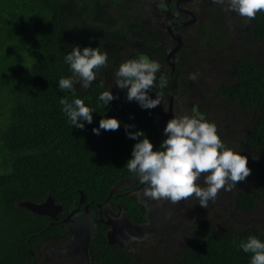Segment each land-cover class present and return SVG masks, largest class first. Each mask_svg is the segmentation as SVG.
Returning <instances> with one entry per match:
<instances>
[{"label": "trees", "instance_id": "trees-1", "mask_svg": "<svg viewBox=\"0 0 264 264\" xmlns=\"http://www.w3.org/2000/svg\"><path fill=\"white\" fill-rule=\"evenodd\" d=\"M207 2L203 11L209 16L195 28L193 44L211 46L212 52L219 49L218 41L224 47L229 44L224 32L227 16L223 6ZM140 5L141 0H0V264H37L35 246L46 239L69 238L73 228L64 218L78 205L80 190L89 206L98 209V204L110 200L120 204L131 223L147 221L146 208L135 197L110 190L120 177L135 176L125 163L136 141L126 135L125 124L134 125L129 131L143 130L154 147L164 138L153 123V108L143 109L136 101L124 104L126 91L120 95L119 108L117 98L102 106L99 93L114 87V79L101 67L90 88L75 85L76 95L96 111L92 123L85 122L80 129L71 126L62 112L60 99L65 95L71 99V93L58 88L59 78L71 74L64 56L76 44L100 45L115 60L137 53L145 56L143 51L163 58L162 50L146 44L155 33L150 35L142 21L131 19L130 10ZM249 25L259 44L254 57L241 55L233 62L230 80L213 86L211 78L191 79L196 73L191 58L176 70L186 90L196 97L192 106L215 122L228 145L248 157L250 175L220 196L225 205L209 202L205 209L194 196L181 201L190 213L212 216L217 227L195 222L183 245L172 248L167 240L161 245L163 250H154L159 258L152 252L141 260L125 248L109 244L105 230L99 228L90 245L96 262L249 264L250 254L238 247L239 241L249 234L264 240V224L260 225V219L264 220V11L257 12ZM117 42H126L131 49L121 51L124 56L114 55ZM184 53L181 50L180 57ZM182 71L186 72L184 78ZM196 82L202 88L191 90L189 85ZM103 115L115 116L119 129L95 134L92 129L99 126ZM48 194L62 205L58 220L22 205L42 202ZM80 206L81 210L84 205ZM231 213L253 214L255 219L242 224Z\"/></svg>", "mask_w": 264, "mask_h": 264}, {"label": "clouds", "instance_id": "clouds-1", "mask_svg": "<svg viewBox=\"0 0 264 264\" xmlns=\"http://www.w3.org/2000/svg\"><path fill=\"white\" fill-rule=\"evenodd\" d=\"M213 3L249 19L264 11V0H213ZM64 62L71 74L59 78L58 88L71 93L72 98L61 97L62 112L71 126L83 129L85 122L92 123V114L96 111L76 95L75 85L79 83L84 89L90 88L98 70L107 66L108 53L100 45L81 47L76 44L66 53ZM160 70V63L147 56L126 58L115 70V86L126 90L128 101H136L143 109L155 108L162 103L163 93L156 91L153 98L150 92L168 84L164 75L158 80ZM190 78L195 80L196 75L191 74ZM111 88L99 93L102 106L118 98ZM119 127L120 121L115 116L103 115L99 126L92 131L99 135L101 130L114 131ZM124 127L126 135L136 141L126 167L146 186L144 194L152 199L178 203L194 196L197 203L207 209L209 201H215L221 189L229 191L250 175L248 157L241 149L228 145L218 134L215 122L199 113L168 119L162 130L164 138L155 149L143 130L129 131L134 127L129 124ZM201 176L203 184L199 182ZM238 247L250 254L249 264H264V240L258 235L249 234L239 241Z\"/></svg>", "mask_w": 264, "mask_h": 264}, {"label": "flooded vegetation", "instance_id": "flooded-vegetation-1", "mask_svg": "<svg viewBox=\"0 0 264 264\" xmlns=\"http://www.w3.org/2000/svg\"><path fill=\"white\" fill-rule=\"evenodd\" d=\"M146 1H148V8L146 7L147 16L144 24L146 25L147 31L150 33V35H152L153 32L155 33V37L152 36L153 39L147 40L146 44L155 51L162 50L163 58L158 59L149 52L146 53L145 51H143V53L145 54V56L160 63L161 70L157 74L158 80L160 75H164L168 80V84L165 88L160 89L159 87H157L156 90L153 89L151 91L154 98L156 96V91L157 92L162 91L163 93L162 103L157 107L161 109L163 119L165 122H167L168 119L174 116V110L177 109L178 110L182 109L181 112L182 114H191L193 112L199 113V110H197L194 106L191 111H188V105L183 101V94H184L183 90H186V88L183 84V81L178 78V72H176L178 65L181 62H183V60L195 58L198 61L197 63L198 68L197 70H195L198 75L196 73L194 74L197 75L198 78L200 77H203L204 79L205 78L208 79V77L211 78L210 79L211 85L214 86L219 81H224L226 79L230 80V77H228V76H232L231 71H229L230 66L233 64V62L236 61V59L240 58L241 55H239L238 52L235 50L234 52H229L227 54L225 51L226 47H224L222 41H218L216 43V45L219 46V49L212 52L209 51L211 46L203 47L200 44L196 46L193 44V41L195 40L193 35L194 31H196L195 28L200 23L205 21L209 16V13L207 11H203V9H205V7H208L207 1H211V0H146ZM185 4L191 5L193 9L189 8L188 6H185ZM224 7L225 6H223V10ZM225 12L227 18L230 17L233 25L237 27L235 28L236 31L239 30V28L241 27L242 36H248L254 40L256 39L251 34V31H249L250 29L249 22L251 19L240 16L235 12H229V11H225ZM226 24H228V22H226ZM177 36L181 37V46L178 49V51H176L171 56H168L167 55L168 52L177 43L175 39ZM242 36L240 38H242ZM128 48L131 49V46L126 44V42H121V43L117 42L114 45L113 54L118 56H124L121 54V51L128 50ZM183 49L186 51V53H184L180 57L181 50ZM138 50L139 49H137V51ZM203 54H208L211 57L203 56ZM109 56H108V64L105 67L106 69H108V71L111 73V76L114 79V87H112V92L114 93V96L118 97L117 99H119L118 102V108H119L122 103L120 95L124 93L126 90L120 89L117 86H115V80H116L115 70L125 57H123L121 60L120 59L115 60L114 58H112L114 61L113 62L111 56L110 57ZM136 56H139V53H137ZM171 62L174 63L173 66L170 65ZM185 74L186 72L184 71L181 72L183 78ZM195 80H197V78ZM196 83L190 84L189 85L190 89L193 85H196ZM187 98L189 100V104L191 105L196 100V97L190 94L188 95ZM123 103L124 104L129 103V101L126 100V102L124 101ZM183 103L186 104V107L183 106ZM170 105L172 108L171 114L169 112ZM199 182L203 184V176H201ZM144 187L145 185H143L135 176L133 177L132 175H128V176L120 177L112 185L110 190V193H115L116 195H121V194H124L126 196L132 195L133 197L136 198V201L141 203L142 206L146 208V216L148 219L143 224L138 225L131 223L127 215L123 212L124 210L119 203L113 204L112 201L107 200L103 204H98V209H96L94 206H89V204L84 202L83 205L84 206L87 205L88 208L87 217H89V227L92 218L95 224L92 228L90 227L92 236L96 232V230L102 228L105 230V238L107 242L109 241L110 242V243L108 242L109 244L116 245L114 244V241H118L121 240L122 238L127 237L126 233L132 232V234L138 235V233L134 231L141 232L142 229L145 228L146 223L151 222L149 217L150 212L152 213V211H155L154 209H152L150 200H144L141 195L142 189H144ZM114 198H116V196ZM173 204H174L173 208L179 209L180 211V215H175V217L182 218L185 217L183 214L186 213L190 214V211H186L184 208H182L181 203H173ZM84 206L82 207L81 210L77 209V206L72 209L75 210V212L71 215L72 217L71 221H68L66 217L72 210L65 216L64 220H67L70 228H72L70 222H72L73 224L77 221L79 222V219L75 218L76 216L75 214L76 212H82L84 210ZM62 213H63L62 211L59 212L55 218H57L58 220L59 216L62 215ZM170 217H174V216L172 215ZM203 222L204 223L207 222L206 225L209 226L210 228L216 226L215 224L211 223L210 220L200 221V223L204 224ZM208 222L210 223V225ZM78 227L79 226H76L75 235L71 234V236L74 235V237H69L67 239L64 238L54 239L58 241L60 240L67 241L68 248H71L72 250H77L75 252H72L71 253L72 255L68 254L67 251L63 253H59L57 254L58 259L67 260L66 259L67 257L70 261H73L74 264H100L99 262H96L94 260L93 255L91 254L90 245L93 240V237L91 236L88 244L87 234L82 236L81 232L78 230ZM185 229H186L185 220H183L182 228L178 233L183 234L185 232ZM130 230H134V231H130ZM192 233L193 230H189V229L188 232L186 231L184 233V238H183L184 242L190 238ZM187 234H189V236H187ZM155 237H158L157 241L155 242L156 246L152 248L150 254H146L144 250H133V249H129V250L126 249V250L133 253L136 260H141L142 258L151 255L154 250L157 249L163 250L161 248L163 242V240H161V235L158 236L156 235ZM173 243H175L174 240ZM86 244L88 246L87 249H85ZM142 252H144V256H142ZM46 258H51L49 253H46Z\"/></svg>", "mask_w": 264, "mask_h": 264}, {"label": "rangeland", "instance_id": "rangeland-1", "mask_svg": "<svg viewBox=\"0 0 264 264\" xmlns=\"http://www.w3.org/2000/svg\"><path fill=\"white\" fill-rule=\"evenodd\" d=\"M185 6H188L189 8L193 9V7L191 5H187L185 4ZM148 8V1H144L141 0V5L140 7L135 10L133 9L130 10V15H131V19L133 20H139L142 21L143 23H145L146 21V16H147V8ZM228 22L227 27H226V35L228 37V45L226 46V53L228 54L229 52H234L237 51L239 55H245V56H253L255 54V48L258 46V42L248 36H242L241 34V27L239 28V30H235V28H237L235 25H233V23L231 22V18L228 17L227 20ZM225 21V22H226ZM245 34V33H244ZM242 36V38H240ZM240 38V39H239ZM261 52V49H260ZM192 62L193 65L195 67V70H197L198 66L197 63L198 61L195 58H192ZM207 69V68H206ZM197 74V73H196ZM196 78H198V76L196 75ZM207 79V78H206ZM208 79H210L208 77ZM202 88L199 83H196V85H193L191 87V89L195 90V89H200ZM184 94H183V101L188 105V111H191L193 109V106L191 104H189V100H188V95L191 93H189V90H183ZM227 104V103H226ZM229 104V103H228ZM167 106V103H166ZM182 109H177L174 110V116L176 115H182ZM214 117H216V114H213ZM146 187V186H145ZM145 187L144 189H142L141 195L143 197L144 200H150L151 205H152V209H154L155 211H152V213L150 212V220L151 222L146 223L145 228L142 229L141 232L138 231H134V230H130V231H134L137 232L138 235H134L132 234V232L126 233L127 237L122 238L121 240L118 241H114V244L119 245L125 249H133V250H144L146 254H150L152 251V248H154L156 246V241L158 239V237H155L156 235H161V240H163L162 243L165 244V242H170V246H178V245H182L184 243V233L186 231H188L189 229V225H193L195 222H200L201 220H210L211 223L215 224L217 227V220H214L212 218V216H208L206 217V215L203 217L202 214H197L196 211H192L190 214L186 213L183 214L185 217L182 218H177L175 217V215H180V211L179 209L173 208L174 204L171 201L165 200V199H152L148 196H146L144 194L145 191ZM226 193H228V191H225L224 189H221L219 191V193L217 194V197L215 199V201H209L212 204L217 205L222 204L225 205V203L221 202L220 196H224L226 195ZM229 201H227L228 203ZM178 203H181L178 202ZM157 210V212H156ZM156 212V213H155ZM155 213V214H154ZM79 212H76L75 215H78ZM232 216L234 217V219L239 222V223H253L254 222V215L253 214H248V215H244V213H231ZM174 216V217H170V216ZM206 217V218H205ZM189 218V219H187ZM204 218V219H203ZM219 221L221 222L222 220L225 219H221L218 218ZM72 217L70 219H68V221H71ZM183 220H185V232L183 234H179L178 232L180 231V229L182 228L183 225ZM259 219H256L255 223H258ZM209 223V222H208ZM70 224L72 225V227H74L73 223L70 222ZM264 224V220L260 219V225ZM94 220L93 218L90 221V227L92 228L94 226ZM210 225V223H209ZM134 229V228H131ZM68 237H73V236H68ZM175 243H173V240ZM154 242V243H152ZM159 244V243H158ZM150 249V250H148ZM67 251L68 254H71L72 252H75L77 250H72L71 248L67 247V241H58V240H54V239H46L43 240L42 242H40L37 246H35L34 248V252L36 254V262L37 264H74L73 261H70L67 257V260H63V259H58L57 254L59 253H63ZM155 253V257H157L156 253L157 251H153ZM46 253H49L50 257L52 258H46ZM72 255V254H71ZM142 256H144V252H142Z\"/></svg>", "mask_w": 264, "mask_h": 264}, {"label": "water", "instance_id": "water-1", "mask_svg": "<svg viewBox=\"0 0 264 264\" xmlns=\"http://www.w3.org/2000/svg\"><path fill=\"white\" fill-rule=\"evenodd\" d=\"M176 45L168 52V56H171L172 54H174L176 51H178V49L181 46V37L177 36L176 38ZM170 65H174L173 62L170 63ZM153 96V95H152ZM154 97V96H153ZM171 105L169 108V112L171 114ZM154 111V118H153V123L157 126L158 129L163 130L166 122L163 119V115L161 114V111L159 110V108L156 106L155 108H153ZM156 147H154L155 149ZM80 194V198L78 201V205H77V209L80 210V205L83 204L85 202V197H84V193L80 190L79 191ZM22 205L26 208H28L30 211L37 213V214H41V215H47L51 218H55L56 215L62 211V205L58 204L54 201V198L51 195H47V197L45 198L44 201L42 202H31V201H25L22 203ZM75 212V210H72L66 217V219H70L71 215ZM88 214V208L87 205L84 206V210L82 212H79L78 215L75 216L76 219H79V222H75L74 223V227L73 228V232L72 234L75 235L76 233V226L78 227V230L81 232L82 236H84L85 234H87L88 237V244L90 241V238L92 236V232L91 229L89 227V217H87ZM134 224V223H133ZM110 232V231H109ZM73 235V237H74ZM109 242V241H108ZM110 243V242H109ZM88 246L87 244L85 245V249H87Z\"/></svg>", "mask_w": 264, "mask_h": 264}]
</instances>
